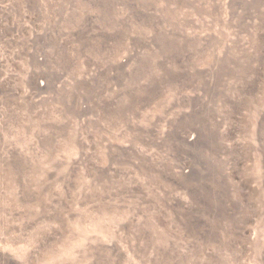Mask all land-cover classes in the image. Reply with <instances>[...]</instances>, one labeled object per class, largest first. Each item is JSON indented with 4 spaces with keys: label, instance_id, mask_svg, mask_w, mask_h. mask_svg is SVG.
I'll use <instances>...</instances> for the list:
<instances>
[{
    "label": "rangeland",
    "instance_id": "obj_1",
    "mask_svg": "<svg viewBox=\"0 0 264 264\" xmlns=\"http://www.w3.org/2000/svg\"><path fill=\"white\" fill-rule=\"evenodd\" d=\"M0 264H264V0H0Z\"/></svg>",
    "mask_w": 264,
    "mask_h": 264
}]
</instances>
